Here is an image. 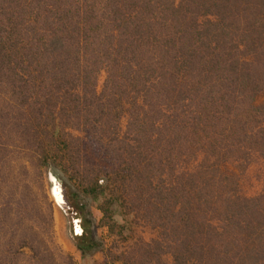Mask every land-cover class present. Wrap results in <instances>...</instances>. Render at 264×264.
<instances>
[{
    "label": "trees",
    "instance_id": "obj_1",
    "mask_svg": "<svg viewBox=\"0 0 264 264\" xmlns=\"http://www.w3.org/2000/svg\"><path fill=\"white\" fill-rule=\"evenodd\" d=\"M263 93L264 0H0V264H76L50 169L96 264H264Z\"/></svg>",
    "mask_w": 264,
    "mask_h": 264
},
{
    "label": "rangeland",
    "instance_id": "obj_2",
    "mask_svg": "<svg viewBox=\"0 0 264 264\" xmlns=\"http://www.w3.org/2000/svg\"><path fill=\"white\" fill-rule=\"evenodd\" d=\"M104 79L105 74L103 73L99 78V87L102 86ZM263 102L264 93L257 99L258 104ZM53 177L58 183L59 195L63 198L62 204H58L53 196ZM243 186L246 194H258L264 187V169L258 167L253 168L244 178ZM37 187H40L41 189L40 191L37 189L36 192H46L47 194V201L49 205L51 204L53 210L57 242L64 251L73 256L76 264H96V262H101L103 259L101 253L97 252L89 254L83 258L81 252L77 249V244L79 242L78 235H81L84 232L85 218L92 221L91 230L97 238L106 236L107 230L100 225L102 215L95 202L90 198H86L84 200L85 207L83 213L77 215L75 209L77 202L75 200V195L77 194L76 189L61 172L55 169H50L43 182H38ZM137 232L147 240L155 236L154 231L150 228L142 229L139 227Z\"/></svg>",
    "mask_w": 264,
    "mask_h": 264
},
{
    "label": "bare ground",
    "instance_id": "obj_3",
    "mask_svg": "<svg viewBox=\"0 0 264 264\" xmlns=\"http://www.w3.org/2000/svg\"><path fill=\"white\" fill-rule=\"evenodd\" d=\"M52 180L54 181V189H53V196L58 204L63 203V198L59 195V186L56 179L53 177Z\"/></svg>",
    "mask_w": 264,
    "mask_h": 264
}]
</instances>
